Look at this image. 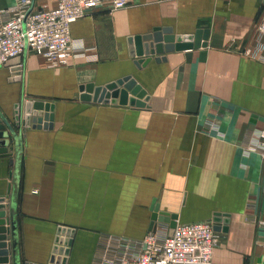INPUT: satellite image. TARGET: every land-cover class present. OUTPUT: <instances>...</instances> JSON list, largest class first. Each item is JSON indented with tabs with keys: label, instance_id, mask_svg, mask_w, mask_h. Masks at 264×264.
Listing matches in <instances>:
<instances>
[{
	"label": "crops",
	"instance_id": "1",
	"mask_svg": "<svg viewBox=\"0 0 264 264\" xmlns=\"http://www.w3.org/2000/svg\"><path fill=\"white\" fill-rule=\"evenodd\" d=\"M17 1L0 0V9ZM263 12L264 0L105 3L72 23L67 64L28 51L0 65L1 114L23 121L30 102L55 106L52 127L21 124L22 147L13 140V156L0 157L21 264H48L63 226L75 229L67 264H118L110 240L143 239L157 205L178 223L222 227L213 264H264ZM165 27L177 36L208 30L207 44L168 51L153 41ZM138 36L156 53L132 55ZM127 75L146 89L145 105L81 98L88 84L96 91ZM156 232L169 235L171 224Z\"/></svg>",
	"mask_w": 264,
	"mask_h": 264
},
{
	"label": "built area",
	"instance_id": "2",
	"mask_svg": "<svg viewBox=\"0 0 264 264\" xmlns=\"http://www.w3.org/2000/svg\"><path fill=\"white\" fill-rule=\"evenodd\" d=\"M54 1L52 7L35 8L33 0H18L0 9V65L28 51L47 57L55 66L65 65L73 56L72 23L105 3L124 8L130 0ZM258 32L264 46V12ZM262 147L264 156V140ZM260 225L264 228V219ZM219 240L214 222L206 220L178 223L166 236L151 231L140 240H110L107 249L115 251L117 261L111 262L118 264H213Z\"/></svg>",
	"mask_w": 264,
	"mask_h": 264
},
{
	"label": "water",
	"instance_id": "3",
	"mask_svg": "<svg viewBox=\"0 0 264 264\" xmlns=\"http://www.w3.org/2000/svg\"><path fill=\"white\" fill-rule=\"evenodd\" d=\"M208 39V30L204 31L199 29L194 35H185V36H177L173 33L171 27H165L163 29L156 28L153 41L167 42L166 49H184L190 48L193 46H201L202 44L206 45ZM205 40V41H203ZM134 44V48L132 47V55H143V54H155L156 48L153 47V43L147 44L146 48L143 43L142 37L138 36L136 38L131 39ZM152 59V57H148L145 60L140 59L138 64L140 65L142 62L147 63ZM165 59V57H156L157 61H161ZM120 87H122L120 89ZM86 93L81 95V98L84 100H92L95 99L97 101H112L114 103L120 102L122 104H130V105H145V101H141L139 98L147 97V91L143 88V86L138 83L136 78L132 75H127L121 79H118L115 83L108 85L107 87H101L95 91V85L93 83L88 84L86 87ZM95 91L93 95L92 92ZM130 93L132 95H130ZM54 104L50 102H45L41 100L33 101L28 103L26 111L28 112L25 120H21V115H17L16 122H12L5 115L0 113V157L2 156H13V152L10 151V145L13 140L18 141V145L22 147L21 136L17 133V127L21 124L32 123L35 127H40L41 122L45 120V127H52V121L54 119ZM34 111L40 112V115H32L31 113ZM46 110V112H44ZM20 154V151L17 152V155ZM11 162H14V158H12ZM8 199L5 196H0V264H21V262L17 259V224L14 219L9 221L7 217V207H8ZM11 203H13L11 201ZM152 214V222L150 225V229L152 231H157L158 223H169L171 224V232L173 234L175 227L178 224V214L170 213L168 211L161 210L157 205L153 209ZM216 222L222 221L223 217L221 213H218L217 216L213 219ZM226 222L227 219H224ZM8 224L9 227L6 225ZM216 230H221L222 227L220 225H215ZM11 232L12 238L9 239V232ZM75 235V229L69 227H60L59 235L56 239V243L53 248V254L51 256L50 262L48 264H67L68 256L70 254L71 246L73 244V236ZM11 250L15 257L13 261L11 259ZM26 264H38V263H26Z\"/></svg>",
	"mask_w": 264,
	"mask_h": 264
}]
</instances>
